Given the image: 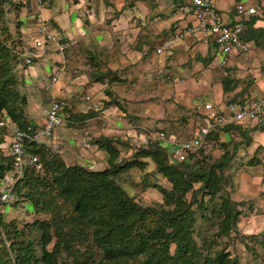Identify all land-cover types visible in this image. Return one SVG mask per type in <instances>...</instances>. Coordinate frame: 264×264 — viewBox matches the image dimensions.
<instances>
[{
  "label": "trees",
  "instance_id": "obj_1",
  "mask_svg": "<svg viewBox=\"0 0 264 264\" xmlns=\"http://www.w3.org/2000/svg\"><path fill=\"white\" fill-rule=\"evenodd\" d=\"M9 1L0 0V121L6 114L19 129L26 130L34 125L25 113L26 99L13 71L23 50L17 49L13 39L7 43L11 35L2 5ZM96 75L92 74L93 80H104ZM106 92L111 95L108 89ZM65 110L71 121L92 114L72 113L66 106ZM233 127L213 129L206 141H217L220 131ZM7 132L6 125L0 126V180L12 167V158L1 147ZM246 132L241 134L247 136ZM116 141L113 137L97 140L107 153L106 166L99 170L80 164L66 166L61 155L44 142L26 144L41 160L43 175L27 167L15 186L16 198L29 199L34 208L51 216L18 229L15 222H3L0 213V264H241L227 251L228 242L214 247L216 237L229 236L241 215L239 202L226 190V173L238 144L230 149L229 143H221L223 150L216 155L205 141L185 160L172 162L166 147L153 138L134 148L127 159L117 160ZM150 162L154 168L141 182L158 187L162 178L170 184V190L159 187L165 199L158 206L140 205L115 179L120 171L143 170ZM151 175L157 176L150 179ZM195 183H199L197 188H193ZM190 190V198L185 199ZM196 211L201 219L198 231L203 234L200 245L194 237ZM33 228L40 233L36 246L27 237ZM210 230L214 231L209 238Z\"/></svg>",
  "mask_w": 264,
  "mask_h": 264
},
{
  "label": "crops",
  "instance_id": "obj_2",
  "mask_svg": "<svg viewBox=\"0 0 264 264\" xmlns=\"http://www.w3.org/2000/svg\"><path fill=\"white\" fill-rule=\"evenodd\" d=\"M12 1L23 4L21 17H26L25 21L20 20L21 24L18 23L16 29L20 33L25 32L29 47L23 50L21 60L15 65V71L20 88L25 89L27 98L30 93L35 95L34 101L28 98L25 110L30 124L37 128L43 123L44 109L53 99L62 100L66 109L69 108L72 113L92 112L88 118H80L78 121L70 120L57 129L64 149L66 145L62 127L69 137L76 139V137L84 136L82 139H77L76 143L80 147V155L91 156V165H95L97 161L102 163V159L107 158L106 151L100 148L97 142L102 137L117 139L115 142L117 145L122 144L130 150L125 155L129 156L135 147H132L134 142L138 144L136 142L138 141L142 145L154 137L158 131L165 132L164 129L154 131V128L147 127L151 126L147 122L157 121L170 124L174 121L176 123V119L165 118L147 105L149 100L143 97L144 93L151 91L150 87L158 85V82L154 81L159 78L168 81L176 96L181 98L182 110L189 115L188 118H182L188 120L192 129L200 114V110L196 109L199 100L215 104L222 110L229 102L249 104L264 96V19L262 18L250 17L244 23L241 38L251 45L247 51L237 50L224 55L211 39L204 41L185 36L175 40L169 50L162 53L156 52L159 55L156 66L155 60L151 57L152 48L156 50L165 39L173 37L175 32L194 22L192 12L180 8L177 5L178 0H135V6L131 9L127 8L125 0ZM237 2L245 5L264 4V0H216L219 19L226 25L231 26L235 23ZM28 8L32 10L31 16L26 15ZM37 15L42 17L47 30L55 34L57 40L63 41L71 38L75 41L73 46L90 49L91 54L94 55V52H97L96 56H99V59L104 58L103 53L107 54L105 56H108V52L112 53L111 50L115 44H119L115 48L118 52L126 53L128 43L135 41L137 35L141 33L147 35V41L150 44L146 42L142 48L138 47L130 57L128 53L123 57L117 54L123 63L110 57L107 59L109 62L101 65L99 60V63L94 60L91 64V75L97 74L96 76L104 78L103 81L88 82L87 75L82 74L83 69L79 68L75 70L76 76H73L75 79H71V74H67L64 70L67 60L64 52L70 47L63 53L55 51L51 45H47L41 51L33 47L36 38L35 19ZM155 41V46H152ZM25 57L31 58L30 64L25 63ZM75 59H72L74 63ZM120 63L124 65L120 67L121 69L119 68ZM107 67L111 72L108 73ZM134 70L137 74L136 84L139 81L148 82L149 87L147 88L149 89L136 85L139 90L137 97L136 94H129L130 92L118 93L117 89L122 88L125 83L121 80L123 78L121 76L131 75ZM43 78L49 83L41 87L34 86L36 81ZM177 82L180 84L179 87H176ZM78 83L85 86V92L92 96V100L83 103L75 96L80 87ZM107 89L111 93L110 96L106 92ZM42 94H45L44 97H39ZM93 101L101 110H93ZM137 102L144 104V108L139 107L135 113H129L125 110L126 107L121 106V103L132 105ZM234 126L229 130L220 131L217 141H206L208 150L219 154L223 150L219 146L221 143H229L230 149L238 144L233 159L245 151L248 152L247 154L251 152L250 157H255L256 152L264 146L262 124L247 121ZM241 130H247V136L241 134ZM165 133L175 135L173 131ZM117 148L122 154L120 148L118 146ZM62 158L64 161L68 160L70 164L75 161L69 155L64 157L62 155ZM231 168L232 163L228 170L230 171ZM228 170L227 174L230 173ZM247 179L249 178L246 177L245 181L249 182ZM260 182L259 180L258 184ZM262 217L264 221V215ZM248 219L249 222L257 223L256 218L254 221V216Z\"/></svg>",
  "mask_w": 264,
  "mask_h": 264
},
{
  "label": "rangeland",
  "instance_id": "obj_3",
  "mask_svg": "<svg viewBox=\"0 0 264 264\" xmlns=\"http://www.w3.org/2000/svg\"><path fill=\"white\" fill-rule=\"evenodd\" d=\"M125 1H127L126 6L128 9H131L135 6V0H125ZM22 5L19 4L18 2H14L10 0L8 3H4L2 7L4 10V20L6 21V25L8 27V33L11 35V37L7 38V43L10 44L9 42L11 41V39H13L14 44L17 47V49L21 48L22 50H26L28 49L29 46L27 45L28 39L24 35L25 32L20 33L19 30H16L17 24L18 23L21 24L20 20H23V21L26 20L25 16L21 17ZM26 13H27L26 15L28 16H31L33 14L32 10L29 8ZM146 42H148L147 35L142 34V33L138 34L135 41H133L132 43L130 42L128 43V49L126 53H128L130 57V55L134 54V51H136L138 47L142 48L143 44H145ZM148 44L150 43L148 42ZM155 44H156V41L152 43V46H155ZM117 45L119 46V44L114 45L113 49L111 50L112 53L108 52V56H105L106 53L105 54L103 53L104 58L101 57V59H99V56H96V54H98L97 52H94L95 53L94 55V54H91L90 49L80 48L78 46H71L69 49H67L64 52V55L66 56V59H67L64 70L67 71V74H71L70 75L71 79H75V77H73L76 73L75 70H77L78 68L83 69L82 74L87 75L88 77L87 81L90 82L93 80L92 75H91V64L93 63L94 60L98 63L100 61L99 64L101 65L104 62L106 63L109 62L107 59L110 57L112 59H115L123 63V60L120 61L119 56L121 55L123 57L124 54L126 53L123 54L119 51L120 52L119 54V52L115 49ZM106 51H109V49ZM151 54H152L151 57L153 58V60H155V65L157 66V58L159 55L156 53V50L154 48H152ZM72 59H75L76 62L74 63L73 62L74 60ZM131 59H134V58L131 57ZM121 63H120L121 66H119V68L120 67L122 68L124 66ZM15 67L13 71L16 75ZM106 70L109 71L110 69L107 67ZM135 71L136 70H134L131 75L123 74L121 76L123 77L121 78V80H123L125 83H124V86H122V88H118V89L115 88L118 90V93L119 92L120 93L130 92L129 94H132V95L136 94V97H137L139 95V90L137 88L138 86L136 85H140L142 88H145L147 90L149 89L147 88L149 87L148 82L142 83L141 81H139L138 84H136L137 74ZM154 82H158V85L157 86L154 85V87H150L152 88L150 89L151 91L143 94V97H146L145 99L148 98L147 100H149L147 102L148 103L147 105L154 108V110H157L165 118L169 117L170 119L172 118L173 120L176 119V123L171 120H170L171 121L170 124H164L165 122L160 123L157 121L156 122L151 121V122H147V123H150L148 125H151L147 127L154 128V131H157L160 129H164L165 132H168V133L173 131L178 139L189 137L191 133L190 130H192V128H191V124L188 123V120H185L184 118H182V117L188 118L189 115L187 114L186 111L182 110L183 104H180L181 98L176 96L174 90H172V86L170 85L168 81L162 78H159ZM48 83L49 81L47 82V80L43 78L39 81H36V84L34 86L41 87V85H46ZM179 85L180 84L177 82L176 87H179ZM79 86H80L78 88L79 90L76 91L75 96L84 103V101H87L85 99V96L87 95L85 92L86 91L85 86L82 83H80ZM18 87H19L21 94L25 96L26 105L28 102V98L30 101L32 100L34 101L35 95L30 93L31 97L29 94V97L27 98L25 89L20 88L21 87L20 83H18ZM44 95L45 94L39 95V97L42 98L44 97ZM134 99H138V98H134ZM204 102L205 100H199L198 106H203ZM123 103H121V106L126 107L125 110L129 113L130 112L135 113L137 111L136 109H139V107L144 108L143 107L144 104L141 105L138 102L132 105H129L127 103L123 104ZM25 110H26V107H25ZM183 122H185V124ZM62 128H63V138L65 140L66 146H65V149L63 147L64 151L57 152V153L61 155V158H62V155L63 157L66 155L67 156L69 155L74 158L73 160H75L73 164H70L68 160H65L66 161L65 162L64 159L62 158L66 166L80 164L82 166H85V167H88L89 169H94V170H97V169L99 170L106 166V160H103V159L101 161L102 163H98L97 161L95 165L93 164L91 165L92 163L91 156H88V154L87 156L80 155L79 154L80 147L76 143L77 139H82L84 138V136L76 137V139L73 137H69L65 134L64 127ZM136 142L138 144L134 142L132 147L135 146L134 148H136L137 146L141 145V143H139L138 141ZM262 142L264 143V139L262 140ZM46 144L48 145V143ZM161 144H163L168 151H171L170 144L166 142H161ZM113 145L115 147L118 146L122 153L119 155V158H117V160H120V159L123 160L125 157L127 159V156L125 155L130 150H127L126 149L127 147H124L122 144L117 145L116 143L113 142ZM247 153L248 152L245 151V153H243L242 155H237L236 159H232L231 161L232 168L230 169V171L228 170L230 173L229 174H227L228 172L226 173V175L229 177L226 190L228 191L229 196L231 197L232 200H235L240 203L238 207L241 209V215L239 216L236 226L230 232L229 236L216 237L218 241L217 242L218 245H214V247L219 248L223 246L224 243L228 242L227 251H229L231 257L236 256L239 259L241 264H264V221L262 217V215H264V146L260 151L258 150L256 152L255 157H250L251 152L249 154ZM78 154L79 156H77ZM251 158H253L251 160L252 162H248L249 159ZM229 167H231V164ZM153 168H154V164L150 162L148 166H146L145 169L143 170H140L137 167H134L126 171H120L119 173H117V175H115V179L121 186L125 188L128 194L132 196L135 199V201H137L140 205L158 206L161 203H163L165 199L163 196V193H161L160 188L163 187L166 190H170V184L165 179H162V178H159L160 180L158 181V185H157L158 187H153L152 185L149 186L150 183H148V185L143 184L141 182L142 176H145L146 172L152 171ZM157 175L155 176L151 175L149 176V178L154 179ZM246 177L249 178L247 179L249 182L245 181ZM259 180L261 181L260 184H258ZM198 186H199V183H195L193 188H197ZM190 196H191V190L186 193L185 199H189ZM199 197H201V195H199ZM17 199L13 203H11L10 208L7 207L6 210L4 209L2 211L1 215H2L3 222L5 223L15 222L17 224L16 226L18 227V229H23L27 227L25 226L26 223L41 221L51 216L50 212L45 213L41 211L40 208L39 209L36 207L34 208L32 203H30L29 199H23L21 197L20 199L19 197ZM216 201H218V198H216ZM164 206L166 208L170 207L165 204ZM205 214L208 215L209 210H206ZM195 216H196L197 222L195 223L196 225L194 227V237L196 241L198 242V244L200 245L201 244L200 236H203V234L201 230L198 231V226L201 221L200 214L198 213V211H196ZM251 216H254V221L256 218L257 223L249 222L248 218ZM33 229L34 230H30L29 232H27L28 233L27 237L29 239L28 241H30L33 246H36V243L39 237L38 235H40V233L35 228ZM213 231L214 230H210L208 232L207 235L209 238L210 236H212ZM5 241H6V245H9V241L7 239ZM48 248H50V246H48Z\"/></svg>",
  "mask_w": 264,
  "mask_h": 264
},
{
  "label": "built area",
  "instance_id": "obj_4",
  "mask_svg": "<svg viewBox=\"0 0 264 264\" xmlns=\"http://www.w3.org/2000/svg\"><path fill=\"white\" fill-rule=\"evenodd\" d=\"M177 5L182 9H188L194 16V22L181 30L175 32L173 37L165 39L157 53L169 50L175 40L185 36L203 39H211L216 43L221 52L226 55L232 51H247L250 43L244 41V23L250 17L264 19V4L245 5L242 2L235 4L236 20L233 25H226L218 16L216 0H178ZM36 38L33 47L41 51L47 45H51L55 51L63 53L67 48L73 46V39L59 41L55 34L49 32L44 20L40 15L36 16ZM25 63L30 64L31 58L25 57ZM87 101L92 100V96L86 95ZM93 110L99 111L100 107L96 102L92 103ZM200 110L194 128L189 137L178 139L174 134H166L158 131L154 139L166 142L171 145V151L167 150L172 162H180L187 158L188 153L197 152L205 143L207 135L215 128H222L229 125H236L242 122L264 123V96L249 104H239L229 102L225 108L220 110L215 104L206 102L203 106H197ZM44 121L39 127H28L26 130L19 129L9 117L4 114L0 121V126L6 125L8 132L1 144L3 151L12 158V167L5 172L0 180V213L11 203L16 201L15 186L23 178L28 168L41 174L43 164L38 155L30 152L26 144L30 142H46L55 152L63 150V143L57 129L64 123L70 121V113L65 110L62 100L53 99L44 109Z\"/></svg>",
  "mask_w": 264,
  "mask_h": 264
},
{
  "label": "clouds",
  "instance_id": "obj_5",
  "mask_svg": "<svg viewBox=\"0 0 264 264\" xmlns=\"http://www.w3.org/2000/svg\"><path fill=\"white\" fill-rule=\"evenodd\" d=\"M154 139V138H153ZM2 214V213H1Z\"/></svg>",
  "mask_w": 264,
  "mask_h": 264
}]
</instances>
